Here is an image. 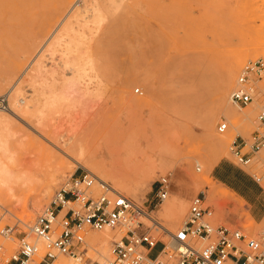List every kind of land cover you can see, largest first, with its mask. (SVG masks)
<instances>
[{
    "label": "rangeland",
    "instance_id": "1",
    "mask_svg": "<svg viewBox=\"0 0 264 264\" xmlns=\"http://www.w3.org/2000/svg\"><path fill=\"white\" fill-rule=\"evenodd\" d=\"M35 2L49 13L23 17L20 11L27 7L26 0H2L0 6V95L9 94L13 109L0 110L3 122L0 121V130L9 132L10 144L18 145L14 151L13 178L3 186L0 182V224H15L17 219H21L22 224H33L62 184L83 169L98 178L103 176L114 186L113 180L105 177V170L120 174L121 168L129 183L123 191L118 190L132 197L172 231H177L187 219L191 198L202 192L213 208L211 221L215 224L242 229L249 235H258L264 230V216L260 220L254 218L251 205L228 188L214 171L222 162L242 170L255 182L257 195H261L260 201L264 203V149L249 164H242L231 149L236 138L249 139L259 129L257 116L264 105V70L253 78L258 97L252 103L240 107L232 101L231 92L249 61L264 60V0ZM76 11H84L90 20L89 26L79 30L76 25L78 30L72 33L82 35L86 40L80 54L92 59L86 80H92V87L98 85V81L103 84L102 93L98 95L100 100L97 97L101 107L97 101L88 110L99 114L95 123L89 126L93 132L87 152L82 155V164L53 142L65 147L73 131L83 125L86 111L83 110V115L80 108L70 109L59 103L45 107L37 114L33 106L37 102L35 98L40 97L39 104H43L52 92L45 88L46 92L38 96L29 80L39 61L43 64V74L38 80L42 83L46 79L45 82L57 90L52 89L53 93L62 92L68 80L76 77L74 66H66L63 54L65 40L70 36L49 48L58 29L62 30V21ZM98 16L102 18L98 20ZM49 37L52 38L47 48L42 50L41 46ZM233 60H239V63L235 79L229 83ZM31 102L33 107H29ZM221 104L228 105L236 113L220 112ZM5 116L9 118L6 123L2 120ZM79 117L81 121L77 120ZM223 120L230 128L219 133L217 126ZM38 126L51 136L41 138L49 150L45 147L41 150L26 136V133L37 135L35 129ZM260 130L264 133V129ZM214 137L226 139L223 151L214 150ZM0 157L2 161V149ZM211 160L215 165L206 173ZM96 164H101L102 169ZM253 175L260 177V181ZM164 176L171 178L168 197L157 207L149 206L157 182ZM183 176L184 185L180 186L178 178ZM207 176L218 190L217 201L210 199L205 187ZM188 189L191 193L186 194ZM92 190L95 195L102 193L97 182ZM40 192L45 196L36 204ZM168 202L186 205L184 216L178 220L173 214L166 216L162 208ZM142 219L151 225L147 218ZM115 232L116 237L112 240L120 239L123 232ZM155 233L167 239L161 231ZM112 240L106 245L107 257L111 254ZM0 247V264H5L18 249V238L0 233ZM95 248L98 254L90 250L88 255L104 261L106 257L99 251L105 249L99 244ZM61 260L63 264H76L66 257Z\"/></svg>",
    "mask_w": 264,
    "mask_h": 264
},
{
    "label": "built area",
    "instance_id": "2",
    "mask_svg": "<svg viewBox=\"0 0 264 264\" xmlns=\"http://www.w3.org/2000/svg\"><path fill=\"white\" fill-rule=\"evenodd\" d=\"M263 70L261 58L243 67L231 92L235 104L245 107L258 97L253 78ZM0 110H13L7 93L0 95ZM257 121L259 129L249 139L240 137L232 142L231 149L242 164L251 163L264 149V133L260 130L264 129V105ZM229 128V123L223 120L217 131L224 133ZM253 177L256 181L261 179ZM96 182L102 189L99 195L92 190ZM170 187V176L158 180L149 206L162 204ZM0 213L2 218L1 206ZM212 213L205 193H199L190 200L187 219L177 231H172L132 197L83 169L62 184L33 224H22L21 219L15 224H0L1 234L14 236L19 242L18 249L5 264H63V257L72 258L76 264H264V230L249 235L242 229L217 225L211 221ZM106 229L119 230L123 235L112 240L110 256L100 261L88 255L90 250L98 254L95 248L98 244H91L89 234ZM153 230L161 231L167 239L160 238ZM158 247L153 256L152 251Z\"/></svg>",
    "mask_w": 264,
    "mask_h": 264
},
{
    "label": "bare ground",
    "instance_id": "3",
    "mask_svg": "<svg viewBox=\"0 0 264 264\" xmlns=\"http://www.w3.org/2000/svg\"><path fill=\"white\" fill-rule=\"evenodd\" d=\"M36 0H26L27 2V7H25L24 10H21L20 11V14L23 16V17H28L30 14L31 15H40V16H44L46 14H48L49 12L47 10H45L44 6H39L36 4L35 2ZM2 5V0H0V6ZM52 5V4H51ZM93 13L95 14L96 12L93 11ZM93 14V15H94ZM96 15V14H95ZM97 16V15H96ZM100 17V18H99ZM89 17H87L86 13L84 11H76L72 16L70 17H67L66 19H64L61 23L60 26H62V30H60V28L58 29V32L55 36V40H53V42L51 44H49V48L50 46H54V44H56V42H59L61 40H64L67 38V36H70L68 37L66 40H65V44H66V47H65V50L63 51L64 55H65V64L66 66L69 65V66H74L75 68V71L76 72V77L78 80H76V77H73L70 81V79L68 80H65L67 82L65 89H61L62 92L59 93V91L57 93H53V91L55 92L56 89H54V87L52 88L51 84L48 83V82H45L46 79H44V82L42 81V83L38 80V78H40V75L43 74L42 73V65H41V62L39 61V64L36 65L35 68H33L32 72L30 73L29 75V80L30 82H32L34 84V88H35V91H36V94H38V96L41 95V93H43L45 91V88H50L51 90V96L47 97L46 101L43 102V104H39V98H35L36 99V104H34V112H36L38 114V112H42L44 110L45 107H49V106H54L56 104H59V103H64L66 105H68L71 108H80L82 110L81 114L85 115L83 113V110L86 111L87 115L86 117L84 118V123L81 127L79 128H76L73 132V134L70 136V141L67 143V145L64 147V146H61L59 145L57 142H53L55 146H58L64 153H66L68 156H70L71 158L75 159V161H77V163H80L82 164L81 160H82V155L85 154V152H87V146L89 145V139H90V136H91V132H93V130H91V127H89L91 124H94L97 116L99 113L97 112H93V113H90L88 110L89 108H93L95 105H96V102L98 101L97 99L99 98L100 100V97H98V95H100V91H102V83L100 81H98L99 83H101V85L98 83V85L96 84L95 87H92L91 86V83H92V80L88 81L86 80V76L89 75V72L88 70L90 69V66L92 67V59L91 57H86V56H83V55H86V54H80L81 52L83 53V51H81V46L82 44L86 43L85 39L83 40L82 39V35L81 37L76 36V35H72L73 32H75L76 30H78L76 28V25H78L79 27V30L83 29L85 26L87 27V25L89 26L90 24L88 23L90 20L88 19ZM97 18H99L98 20H100L102 17L101 16H98ZM97 18L95 20H97ZM94 20V21H95ZM98 23V22H97ZM93 24V22L91 23ZM92 26V25H91ZM90 26V27H91ZM57 31V30H56ZM55 31V33H56ZM83 31V30H82ZM81 32V31H80ZM79 33V32H78ZM82 33V32H81ZM84 33V32H83ZM75 34V33H74ZM54 36V35H53ZM66 37V38H65ZM52 37H49L48 40H46V42L44 43V45L41 46V49L43 50L44 47L48 44L49 40L51 39ZM84 38V37H83ZM59 44V43H57ZM64 44V43H63ZM88 44V43H87ZM86 44V45H87ZM90 47V46H89ZM47 48V46H46ZM81 51V52H80ZM38 61V60H37ZM239 63V60H233L231 61V65H230V71L229 69H227V71H229V74H228V82L231 83L232 81H234L235 79V76H236V69H237V65ZM71 66V67H72ZM65 67V66H64ZM63 68V67H62ZM73 68V69H74ZM228 68V67H227ZM74 74V76H75ZM54 75V74H53ZM93 74H91L92 76ZM44 77V76H43ZM46 78V77H45ZM43 80V78H42ZM98 80V78H97ZM96 80V81H97ZM70 81V82H69ZM78 81V82H77ZM84 81V82H83ZM19 82V81H18ZM52 83V82H51ZM228 83V84H229ZM93 84V83H92ZM18 83L16 82L15 83V86H17ZM14 86V85H13ZM46 86V87H45ZM20 87V86H19ZM32 87V85H31ZM18 88V86H17ZM42 88V90H41ZM20 89V88H19ZM52 89H54L52 91ZM18 90V89H16ZM64 90V91H63ZM57 91V90H56ZM24 92V91H23ZM46 92V91H45ZM44 92V93H45ZM100 92V93H99ZM43 93V94H44ZM23 95V94H22ZM24 96V95H23ZM43 96V95H42ZM98 97V98H97ZM44 98V96H43ZM34 99V100H35ZM18 101H20L18 99ZM31 101V100H30ZM95 101V103H94ZM232 102V101H231ZM29 104V103H28ZM27 104V105H28ZM95 104V105H94ZM92 105V107H90ZM97 105L98 107L100 108L101 107V103L100 101L97 102ZM32 106V102L31 104H29V107ZM32 106V107H33ZM239 107V106H238ZM219 111L220 112H224V113H232V114H235L236 112L232 109L229 108L228 105L226 104H221L219 107ZM21 109V108H20ZM23 109V108H22ZM21 109V110H22ZM25 109V108H24ZM20 110V111H21ZM27 110H30V109H27ZM76 110V109H75ZM74 110V113L76 112ZM79 110V109H78ZM28 112V111H27ZM32 112V111H31ZM247 112V111H246ZM245 112V113H246ZM18 113V112H17ZM25 113V111H24ZM73 113V112H72ZM22 114V112H21ZM26 114V113H25ZM77 114V112H76ZM75 115V114H74ZM83 115H79L81 118L83 117ZM250 115V114H249ZM3 116V115H2ZM39 116H42L41 114H39ZM24 117V116H22ZM72 117H75V116H72ZM77 119V120H80L81 119ZM9 118L8 117H2V120L5 121V123L7 122ZM75 119V118H74ZM216 119H214V122H215ZM1 121V120H0ZM2 122V121H1ZM3 123V122H2ZM81 123V122H80ZM75 124V123H74ZM9 125V124H8ZM80 125V124H79ZM215 126V125H214ZM5 129V128H4ZM44 129V128H43ZM42 129V127H37L35 130H36V134H31V133H26V136H28V138H30L32 140V142L38 146L40 149L41 148H46L48 149V146L44 143V141L41 139L42 137L43 138H48L50 136V134L46 131H44ZM74 129V127H73ZM72 129V130H73ZM2 130V129H1ZM0 130V131H1ZM11 129H9L10 131ZM105 132V131H103ZM12 133V132H11ZM95 133V132H94ZM100 133V132H99ZM108 132L104 133L102 135V137H104ZM14 135V134H13ZM97 135V133H96ZM8 136L9 135V132L7 133V131L5 130H2V137L0 135V149H2V161L0 159V182H2V186L7 183L9 180H11L13 178V175H14V166H15V160H14V151L15 149L18 147V145H13V144H10L9 141H8ZM11 137V136H10ZM51 137V136H50ZM49 137V138H50ZM228 138V137H227ZM69 139V138H68ZM230 139V138H228ZM20 140V138H19ZM225 142H226V139L222 138H215L213 139V148L214 150H216L217 152L218 151H223L224 150V145H225ZM227 145V144H226ZM51 149V148H50ZM227 149V148H226ZM42 150V149H41ZM49 150V149H48ZM215 151V152H216ZM226 151V150H225ZM216 152V153H217ZM40 153V152H39ZM226 153V152H225ZM221 154V153H220ZM222 156V155H221ZM220 156V157H221ZM223 157V156H222ZM1 158V157H0ZM84 161V160H83ZM215 165V162L213 160H211L210 164L208 165V167L206 168V173H208V170H212V168L214 167ZM96 166L100 169H102L101 167V164H96ZM121 173H117V172H114L110 169H106L105 170V177H110L112 180H113V184H114V188L116 190H121L123 191L124 188L127 187L128 185V179L126 178V174L123 172V169H121ZM181 176V175H180ZM185 176V175H184ZM184 176L183 177H179L178 180H179V185L182 186L184 184L183 181H184ZM99 178L101 180H104L107 182V179L104 178L103 176H99ZM52 184V183H51ZM205 187H207V190H208V193H209V196H210V199L212 201H215L216 200V197H217V194H218V190L216 189V187L214 186V184L212 183V180L208 179V176H207V179H206V184H205ZM44 192H45V189H44ZM48 193V192H47ZM45 193H42L41 192L39 193L37 199H36V204H39L40 202H42V200L44 199V195ZM50 194V193H49ZM236 194V193H235ZM225 195V193H224ZM223 195V196H224ZM219 197V196H218ZM225 197V196H224ZM228 197V196H226ZM218 200V199H217ZM216 200V201H217ZM165 202V201H164ZM244 202V201H243ZM213 214L214 212L212 213V217L213 218ZM246 214V213H245ZM28 217H31L32 214L30 212L27 213ZM150 216H152L150 213H149ZM184 216V215H183ZM182 216V217H183ZM153 217V216H152ZM179 218L181 217H178V218H175V220H178ZM174 220V221H175ZM176 222V221H175ZM117 232H120L119 230H116ZM116 237V232L115 230H112V229H106V230H103V231H99L97 233H91L90 236H89V239H90V242L91 244L95 245V244H99L101 245L105 251H99L100 255H102V257H106L107 258V255H108V252H107V255H106V245H108V243H110V240H112V238ZM122 237V236H121ZM102 249V248H101ZM99 256V255H98ZM110 256V254H109ZM69 259H72V258H69ZM75 262V261H74ZM67 263V261H66ZM69 263V262H68ZM70 264V263H69Z\"/></svg>",
    "mask_w": 264,
    "mask_h": 264
},
{
    "label": "crops",
    "instance_id": "4",
    "mask_svg": "<svg viewBox=\"0 0 264 264\" xmlns=\"http://www.w3.org/2000/svg\"><path fill=\"white\" fill-rule=\"evenodd\" d=\"M214 171L217 176L230 188L234 191L239 197L248 202L251 205V213L254 218L260 220L264 216V203H261L260 197L261 195H257V186L255 182H253L252 178L239 170L235 166H230L224 162L219 164ZM178 184L179 180H178ZM191 193V190H186V194ZM186 205L182 202L178 204L175 203H167L162 208V212L169 216L173 214L174 218L182 217L184 212L186 211ZM159 247L155 248L152 251V255L155 256Z\"/></svg>",
    "mask_w": 264,
    "mask_h": 264
}]
</instances>
